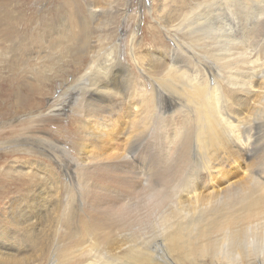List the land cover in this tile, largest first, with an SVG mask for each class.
<instances>
[{
	"label": "bare ground",
	"instance_id": "1",
	"mask_svg": "<svg viewBox=\"0 0 264 264\" xmlns=\"http://www.w3.org/2000/svg\"><path fill=\"white\" fill-rule=\"evenodd\" d=\"M9 1L10 0H4V4L0 5V43L2 45V43L7 42L6 45H2L3 47L0 46V57H2L1 59H5L4 70H6V76L1 81L0 85V109L4 112L0 127L6 124L14 114L44 111L42 110L43 107L41 108L45 95L43 89L41 90V88H39L40 85L37 86V84L29 82L25 78V74L23 76V73H29L33 70L32 61L39 59L37 47L39 46L40 49H42L45 44V39L32 32V25L34 24V20L37 19L35 15L33 18L31 15L28 19L15 15L11 5L8 4ZM12 1H16L17 4L20 2L18 0ZM93 1L99 3L101 0H60V6L57 5V13L55 12L57 15L55 14V18L57 22L58 20L61 22L64 35L59 40L49 43V46L47 45L50 50L56 47L57 54L58 52L61 53L63 50H79L81 52V55L78 56L79 64L75 73L78 77L73 79L72 83L82 81L84 84L86 83L84 96L85 104L80 107V110H82L86 116L85 122L88 123L85 131L87 135L90 136L88 141L93 144L94 149L97 148L102 153L110 152L108 159H101L98 162V165H100V167H98L99 171L94 175H92L91 170L82 174L83 168L85 167L82 161L74 160V163H72L79 171L78 175L76 174V179L74 180L73 178V182H76L78 187L74 199L76 210H71L73 214L70 218H77L76 214H78V212L85 213L86 201H94V204L90 205L92 210V216L90 217L95 219V223L92 222L91 224L83 225L81 231L78 230L77 232H73L76 222L70 223L68 221L69 223L66 224L68 231H71L75 236H85L89 234V247H102L103 245V248L106 250L104 254L107 255L108 258L107 264H121L118 261L119 251L130 253V255L134 254L132 256L134 258H137L135 255L136 251H143L144 256L137 258V260L143 259V261H147L148 264H155L154 261L156 262L157 259L155 257L156 252L152 251L150 247L158 241L159 233L162 236V240L167 242L165 245L168 250L181 252L185 260L186 258H192L188 259L191 260V262H195L197 260L195 258L198 257L200 262L202 261L208 264H264V152L261 158L257 156L256 163H253L251 167L247 166V168L243 169L245 172L243 178L252 181L248 184L246 190L240 188L242 186H234V183H231L229 179L224 177L222 180L225 181L224 184L227 185H223L218 189L212 187L213 189L208 194L207 202L204 204L200 203L202 194L198 191L200 188L198 181L195 182V184L192 182L189 191H185L189 193L187 194V198L189 200H194L195 205L187 206L182 204L184 202L181 201V197L186 195L180 194L179 201L173 206L171 213L165 216L163 221L160 220L161 222L159 224H156L152 233L149 232L146 213L147 206L152 200L149 199L141 203H126L120 208V212L125 216H123L122 219L120 217L117 221H110L111 218H109V216L112 215V212L105 210L108 212V214L106 213L104 216V219L107 221V226L105 225L106 223L100 219V208L104 202L94 200V198L98 197L96 189L90 192L91 194L93 193L94 198H89L87 200L85 189H82V184L90 185L94 188L112 184L128 185L133 182L130 178L131 173L134 172L133 178L137 180L136 182L140 184L144 182L145 184H143V186L147 187L148 185L146 182L149 179H145L144 175L151 169L150 167L154 166L157 168L160 175L158 176L160 184L164 183L166 180L168 181L169 176L167 173L170 172V168L174 167L171 171H180L178 168L184 163L181 154L186 153H180L179 150L189 139H191L192 142L201 140L203 146L209 148L208 155L210 161L206 172L207 176L213 179L209 186L215 184L220 185V180H218V182L214 180L216 178V176L213 177L215 172L221 171L222 174L230 168V163H235L241 157L242 152L248 153L251 151L252 148L250 146L253 144V124L256 123L258 125L259 131H264V107L259 109L258 114L252 115L250 112H247V105L249 101H251V97H240L241 93L239 92L242 91L247 95L251 96L252 94L254 96L257 94L256 91L259 90L255 85V80H257L258 73L260 72L255 70V67L259 64V58L248 60L249 63L246 64L247 59H252L255 56L252 50H247V46L250 45V38H244V36L240 34L232 35L231 31L233 26L229 29L230 31L226 30L223 32L226 40H223L218 35H216L215 38L210 37L209 30L203 37L204 45H213L216 43L219 45L218 50L222 51V53L217 56L219 57L218 65H216L215 68H209L208 72L201 65L200 67H196L197 74L189 75V72H185L182 66L177 64V53L181 52L183 55L182 52L186 53L185 49L179 45L175 46L177 47L176 51L172 50L170 47H166V59L170 58L172 64L170 63L171 65H168V69H165V79L162 78L168 82V88L163 86L167 93H163L166 97L173 96L175 98L177 96L178 106L181 105L186 108L187 106L189 108L194 106L198 114L191 115L193 109H189L185 112L180 108L178 109V107L174 110L173 114H167L166 112L169 110L156 113L157 117L163 121L161 125L162 128H164L162 131V144L163 148L166 149V153L153 158L154 166L149 164L150 156L148 155L147 145L150 139H147V142L145 139L146 143H142V135L147 131L148 127H143L142 131H137V128L140 121L144 122L149 105L154 101L155 106L153 110H156V103H159V99H157L155 95L153 97L150 93L151 78L147 67V53L145 54L144 51L142 52L139 50L140 48L137 43L139 40L138 32L135 30L127 31L126 17H136L135 22H137V24L135 25L139 26L141 19H143L147 13H150L151 10L155 8V5L152 6L150 11H147L142 9L139 0V8L141 10H139V12H132L130 11V7L133 10L134 5L137 3H132L133 0H124L122 5L123 12H117L118 7L116 4H109L107 9H103L100 12L97 10V6L93 5ZM187 12L188 11H186V13ZM44 13L45 11L43 14ZM82 14L86 16V25L80 22V15L82 16ZM102 14L105 20H101L97 25L98 27L94 26L92 24V19L94 18L95 21H97L98 17H100L99 15L102 16ZM115 14L116 17L114 16ZM117 15L123 18L120 26L124 32V36L122 37L123 40L117 37H115V40L112 38L115 34L110 22H112L113 18L116 19L118 17ZM53 23L52 21L48 24L51 31L55 28ZM102 30L104 38L100 39L97 43L98 50H92L91 37L97 31L101 32ZM21 34L25 36L19 38ZM206 35L209 37H206ZM116 36L119 35L116 34ZM122 41L128 43V47L131 51L129 54L130 60L134 61L140 75L137 77L138 83L130 84L128 82L127 89L129 91V96L127 99L129 100L127 103L123 101L119 94V77L116 74L117 71L115 73L112 72L118 62V60L115 59H119L122 53ZM111 47H113L111 51H105L107 48ZM12 55H15V58H12L13 60L10 61ZM111 55H113V57H109ZM61 60L64 61V59ZM67 60L68 58L66 57V63L68 62ZM135 66L133 65V68H135ZM65 68L66 67H64V69ZM67 70L66 73H68L69 76L70 70L68 72ZM51 73L56 77L57 73L54 69ZM261 73L262 76L260 79H264V70L261 71ZM37 74L38 73H36V76ZM209 74L218 76L219 79L221 78L222 82H227L230 86H233L232 89L237 96V106L236 108L233 106L235 108L234 112L230 113L228 110L225 111L224 108L221 109L219 101L222 93L219 96V90L221 89V85L219 84L222 82L218 84V81L215 85L214 80L213 84L215 86H212L213 84L210 82ZM66 79L68 80V78ZM67 80L64 86H66V90L69 91L73 86L71 84L67 86ZM64 86L61 87L63 88ZM205 92L206 94H204ZM258 92V95H264V91L259 90ZM64 93L66 94V91ZM70 93H72V91H70L68 95H70ZM41 95L42 97H39ZM134 98H136V100H134ZM62 101H64V99ZM177 104L174 107H176ZM262 104L264 106V97ZM55 105L56 104L49 105L47 110L50 111L55 107H59L60 110L64 111L67 108L62 102ZM134 105L135 109L133 108ZM73 110L72 112H74ZM258 115L261 118L255 120L254 118H257ZM193 117L197 118L200 122L199 135L197 129L191 125ZM124 118H128L130 126L122 130L121 125L124 122ZM81 120L76 121L72 119L65 128L69 133L75 135L74 137L76 138L79 137V127L82 128V124L81 126L79 125ZM57 130H59V127ZM14 132V130L9 131L8 134ZM154 133H151L150 138L154 136ZM3 135L6 136V133ZM205 136L208 137L206 138ZM152 140H154V137ZM37 141L44 142L43 139L35 137V139H31L30 141L24 138L23 142L19 144H25L26 146L29 142L37 143ZM142 144H144V148H142ZM25 146L15 150L16 154H18L17 159L20 161L24 159V161L32 162V158L30 157H33V154H31L33 152V147ZM261 150L264 151V147H262ZM175 152L179 155L173 158ZM133 153L141 160L142 169L130 161L132 160L130 157L133 156ZM166 154L172 155L167 157ZM10 155L11 154H7L6 158ZM191 155L196 156V152L193 150ZM26 165L28 166L30 164ZM47 170L49 177L55 182L56 177L51 172L52 170ZM6 171L8 172L7 175L16 173L19 177L16 180L9 179V181L14 184L2 185L0 187V214H5V217L11 214L16 218V221L19 222L20 220H24L27 223L28 228L26 233L28 235L31 230L29 227L35 225L34 218L40 216L39 214L49 215L50 210L53 211V208H51L52 204H50L51 202L48 203L47 194L44 196L43 193L42 198L40 194L34 196V200H31L32 207L30 205L29 207L28 204L24 205L21 201H17V198H13V196L22 192V190L20 192V188L26 189L28 187L30 190L35 184H44L46 180L32 171ZM124 173H127L129 179L122 176ZM68 192L69 190H67V193ZM103 199L108 202L106 197ZM160 202L162 201H157L155 204H159ZM66 207L68 209L71 207L69 202H67ZM153 207L154 206L151 205V209ZM69 211H65L64 216H70V214H68ZM100 228H103V231ZM6 236L7 232H5L4 229L0 230V237L5 238ZM31 236L28 237L31 238ZM15 249L13 245L11 249L7 248L5 251L0 249V262H8L10 259L9 255L12 254L11 250ZM178 252L177 254L179 256ZM172 254H174V252Z\"/></svg>",
	"mask_w": 264,
	"mask_h": 264
},
{
	"label": "rangeland",
	"instance_id": "2",
	"mask_svg": "<svg viewBox=\"0 0 264 264\" xmlns=\"http://www.w3.org/2000/svg\"><path fill=\"white\" fill-rule=\"evenodd\" d=\"M18 1H20L18 2V4L16 1L12 0H10L8 3L9 5H11L12 10H14L15 15L25 17V19H28L31 15L33 18V16L35 15V18L37 19L34 20V24L32 25V32L42 36L45 39V44L43 45L42 49H40L39 46L37 47V51H39V59L32 61L33 70L29 73H23V76L25 74V78L32 84L35 83L37 84V86L40 85L39 88H41V90L43 89L44 94L47 96L44 95L43 103L41 104V108L43 107L42 110L44 111H37V113L27 112L23 114H14V116L8 120L9 123L6 122V124L0 127V187L2 185L14 184L13 182H10L9 179L16 180L19 177L16 173H10L12 175H7L8 172L6 170H16L17 172L32 171L39 177H42L44 180H46V182L44 184H35V186L30 190L28 187L26 189L23 188L24 190L20 188V192L21 190L22 192L18 195H14L13 198H17V201H21L24 205L28 204V206L30 205L32 207L31 200H34L35 195L40 194L42 198L43 195L45 196L47 194L46 197L48 203L51 202L50 204H52L51 208H53V211L50 210V214H47L48 217L45 214H39L40 216L34 218L35 225L33 227H29L31 228V230L28 235L26 233V230L28 228L27 223L24 220H20L19 222L16 221V218H14L11 214H8V217H5V214L1 213L0 230L4 229L5 232H7V236L5 238L0 237V249H2L3 251H5L7 248L11 249L12 245L16 249L11 250L12 254L9 255L10 259L8 262H0V264H107L108 258L107 255L104 254L106 250L103 248V245L102 247H89V234L85 236H75L71 233V231H68L66 227L67 223L76 222L75 230H73V232H77L78 230H82L83 225H88L92 222L95 223V219L90 217L92 216L90 205H93L94 201H86V207L84 209L86 210L85 213L78 212V214H76L77 218H70L73 214L71 210H76L74 199L78 187L77 183L73 182V178L74 180L76 179L79 171L78 168L74 167V164L72 163H74V160L82 161L85 165V167L83 168L84 172L82 171V174L85 172L87 173L88 170H91L92 175H94L99 171L98 167H100V165H98V162L101 159H108L110 156V152L102 153L99 149H94L93 144L88 141L90 136L87 135L85 131L88 123L85 122L86 116L84 112L80 110V107L81 105L83 106V104H85L84 96L86 83L84 84L83 81L72 83L73 79L78 77L77 75H75V73L79 64L78 56L81 55V52L79 50H63L61 51V53L58 52L57 54L56 47L51 50L48 48L49 43L59 40L64 35L61 22L59 20L57 22V19L55 18V14L57 13L56 9L58 8L57 5L60 6V0ZM138 1L139 0H136V2L135 0L132 1V3L137 4L134 5L133 10L130 7V11L139 12V10H141L139 8ZM0 2V5L4 4V0H0ZM123 3L124 0H101L99 3L93 1V5L97 6V10H99L100 12L103 9H107V6H109V4H116L118 7L117 12L121 13L123 12ZM140 3L142 9H145L147 11H150L153 5H155V8H153L150 13H147V15L143 19H141L139 26L135 25L137 24V22H135L136 17H126V25L128 27L126 29L127 31L135 30L136 32H138L139 40L137 43L139 45L138 47L140 48L139 50H141L142 52L144 51L145 54L147 53V67L149 76L151 78L150 93L153 97L155 95V97L159 99V103H156V110H153L155 106L154 101L149 105V107L147 108V114H145L144 122L140 121L137 128V131H142L143 127L145 126L149 128H147V131H145L142 135V140L144 141H142V143L145 144L147 142V139L152 140L153 137L156 141L155 142L154 140H149V143L147 145L148 155L150 156L149 164L154 166L153 158L160 154L166 153V149L163 148L162 144V131L164 128H162L161 125L163 121L157 117L156 113H162L165 110H169L166 113L173 114L174 110L178 107V109L180 108L185 112L189 109H193V113L191 115L196 113L198 114L194 106L192 108H189L188 106L187 108L181 105L178 106L177 96L175 98L173 96L166 97L163 93H167L165 88H168V82L167 80H164L166 77L165 69H168V65L170 63L172 64V60L170 58L166 59V47H170L172 48V50L176 51L177 47L175 46L179 45L180 47H183L185 49L186 53L182 52L183 55L181 54V52L177 53V64L181 65L182 69L185 72H189V75L197 74L196 67H200L201 65L208 72L209 68H215L216 65H218L217 63H219V57L217 56H219L222 51L218 50L219 45H217L216 43L213 45H204L203 37L210 30V37L215 38V36L218 35L223 40H226L223 32L231 29V27L233 26V29L231 31L232 35L240 34L243 35L244 38H250V45L247 46V50H252L255 56L252 59H247L246 64L249 63L248 60L259 58V64L257 67H255V70L260 72L258 73L257 80H255V85L257 88H259V90L264 91V79H260L262 76L261 71L264 70V0H140ZM44 11L45 13L43 14ZM186 11L188 12L186 13ZM99 16L100 17H98L97 21H95L94 18L92 19V24L96 27H98L97 25L101 20L104 19L103 14L102 16ZM114 16L116 17V14ZM80 17V22L83 25H86V16L82 14V16L80 15ZM81 19H84V22ZM122 20L123 18L121 16H118L116 19L113 18L112 22H110V25L115 34L112 37L114 40L115 37L123 40L122 37L124 36V32L120 28ZM52 21L54 22L53 24L55 25L56 30L54 28V30L51 31L48 24ZM103 30L101 32L97 31L92 35V50H98L97 43L100 39L104 38ZM116 34H118L119 36H116ZM22 36L25 35L21 34L19 35V38ZM209 36L206 35V37ZM6 44L7 42L2 43L3 46ZM121 44L122 53L119 59H115L118 60V62L117 66L113 68L114 70L112 69V72L115 73L117 71L116 74L119 77V94L122 97L123 101L127 103V101L129 100L127 99L129 96L127 85L129 83H138L137 77L140 75L134 64V61L130 60L131 58L129 54L131 51L128 47V43L122 41ZM2 45L0 43V46ZM111 49H113V47L107 48L105 51H111ZM186 54H188L189 56ZM66 57L68 58L67 63L65 62ZM73 57L77 59L75 60ZM109 57H113V55ZM1 58L2 57H0V85L1 81L6 76V70H4L5 59ZM12 58H15V55L11 56L10 61L13 60ZM61 59H64V61ZM133 65L135 66V68H133ZM64 67L66 68L64 69ZM53 69L57 73L56 77L53 73H51ZM66 70L67 72L70 70L69 76L68 73H66ZM36 73H38L37 76ZM209 77L212 84L214 80L215 85L218 81V84L222 82L221 78L219 79L218 76L209 74ZM66 78H68V80ZM66 80L68 84L67 86H69L70 84L73 86V88H70L71 90L69 91L66 90V86H64ZM41 83L43 86L41 85ZM214 84L212 86H215ZM219 85H221L219 96L222 93L221 98L219 97V104L221 109L224 108L225 111L228 110L230 113L234 112L237 106V96L232 89L233 86H230L227 82H222ZM61 86L64 87L62 88ZM65 91L66 94L64 93ZM70 91H72V93H70L71 96L68 95ZM258 91H256L257 94H255L254 96L252 94L250 96L246 93H243L242 91H239L241 93L240 97H251V101H249L246 111L250 112L252 115L258 114L259 109L264 107L262 104L264 95H258ZM204 94H206V92ZM39 97H42V95ZM63 99L64 101H62ZM134 100H136V98H134ZM61 102L67 107L64 111L60 110L59 107H55L50 111L47 110V107L49 105H57ZM176 104L177 106L174 107ZM134 107L135 105L133 106V108ZM72 110L74 112H72ZM3 114L4 112L0 109V123L4 117ZM258 118L261 117L258 115L257 118L254 119L257 120ZM72 119L76 121L82 119L79 124L80 126L82 124V128L79 127L80 133L78 138L74 137L75 135L69 133V131L65 129ZM191 125L197 129L199 135L200 122L197 120V118L193 117ZM129 126L130 122L128 118H124L121 129L124 130L126 127L129 128ZM58 127L59 130H57ZM252 129L253 144L250 146L252 148L251 151L248 153L242 152L241 157L235 163H230V168H228L222 174L221 171H217L213 175V177L216 176V178L214 179L215 181L218 182V180H220V185L215 184L209 186V184L212 183L213 180L211 177L207 176L206 172L210 161L208 155L209 148L204 147L201 140H199L198 142H192V140L189 139L187 140V143L184 144L179 150L180 153H186L181 154L184 163L182 162V166L178 168L180 169V171H171L174 167L170 168V172L167 173L169 176L168 181L166 180L162 184H160L158 179V176L160 175L157 171V168L155 166H149L151 169L144 175L145 179H149L146 182L148 185L147 187L143 186V184L145 183L141 182L140 180L139 181L141 182V184L139 182H136L137 180L133 178V172L131 173L130 178V180H132L133 182L129 183L128 185L112 184L94 188L90 185L82 184V189H85L87 200L89 198H94L93 193L91 194L90 192H93V190L96 189L98 197L94 198V200L104 202V204L100 208V219H102L103 222L106 223V226L107 221L104 219V216L106 215V213L108 214L109 211L112 212V215L109 216V218H111L110 221H117L118 219H120V217L122 219V217L125 216L120 212L121 206L125 205L128 202L141 203L144 201H148L149 199L152 200L147 206L146 211L148 217L147 225L149 228V232L152 233L156 227V224H159L161 221H163L165 216L171 213V211L173 210V206L176 205L179 201L180 194L186 195L181 197V201L184 202L182 204H185L187 206L195 205L194 200H189L187 198V194L189 193L185 191H189L192 182L193 184H195V182L198 181V185L200 186L198 191L202 194L200 203L204 204L207 202L208 194L213 188L218 189L223 185H227L224 184L225 181L222 180L224 177L229 179L231 183H234V186H242L240 188H244L245 190L247 189L248 184L252 181L247 180V178H243L245 173L243 169L247 168V166L251 167L253 163H256L257 156L261 158V155L264 152L261 150V148L264 147V131H259V127L256 123L253 124ZM13 130L15 131L14 133L8 134L9 131ZM5 133L6 136L3 135ZM151 133H154V136L150 138ZM35 137L43 139L44 142H29L26 146L25 144H19L20 142H23L24 138L30 141L31 139H35ZM144 144H142V148H144ZM24 146H29L31 148L33 147V152L31 153L33 154V157H30L32 158V162L24 161V159L23 161L17 159L18 154H16L15 150L19 147ZM193 150L196 152V156L191 155ZM7 154L11 155L6 158ZM172 154H166V156L170 157ZM178 155L179 154H176L175 152L173 158ZM130 158L132 159L130 161L133 164L135 163L137 167L142 169V164L140 163L141 160L137 156H135L134 153ZM26 164L30 165L27 166ZM47 169H50V171L52 170L51 172L56 177L55 182H53L52 178L49 177ZM122 176H125L127 179H129L127 173L122 174ZM67 190H69L68 193ZM104 197L108 199V202L103 199ZM157 201L162 202H160L159 204H155V202ZM67 202H69L71 206L69 209L66 207ZM151 205L154 206L152 209ZM67 210H70L68 212L70 216H64V213ZM105 210H107L108 212ZM113 211L116 213H114ZM103 228L100 229L103 231ZM28 236H31V238H29ZM158 238V241H156L150 247L152 251L156 252L155 257L157 259L156 262L154 261L155 264H182V262L183 264H208L203 263L202 261L200 262L198 257L195 258L197 259L195 262H191V260H188L192 258L185 257V260L181 252L167 249V246L165 245L167 242H164L162 240V236L160 235V233L158 235ZM173 252L174 254H172ZM177 252L179 253V256L181 255L180 257L178 256ZM118 254V261L121 264H148L147 261H143V259L137 260V258H141L144 256L143 251L135 252L137 258L132 257L134 254L130 255V253H125L124 251H119ZM173 257L175 261L173 260ZM176 259L178 260V262ZM187 260L190 262H188Z\"/></svg>",
	"mask_w": 264,
	"mask_h": 264
}]
</instances>
